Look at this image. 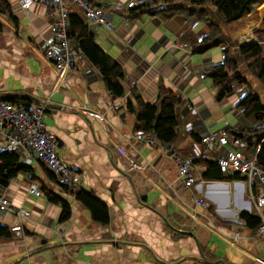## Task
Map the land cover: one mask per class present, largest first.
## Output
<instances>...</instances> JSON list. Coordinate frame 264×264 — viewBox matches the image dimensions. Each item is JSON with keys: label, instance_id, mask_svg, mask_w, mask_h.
<instances>
[{"label": "crops", "instance_id": "1", "mask_svg": "<svg viewBox=\"0 0 264 264\" xmlns=\"http://www.w3.org/2000/svg\"><path fill=\"white\" fill-rule=\"evenodd\" d=\"M8 1L16 22L0 2L5 25L0 34V99L25 94L47 104L45 123L60 141L59 155L80 176L82 188L108 206L110 220L96 221L35 161L31 173L20 172L5 187L16 209H27L30 216H0V226L13 232L0 237V264H262L264 237L241 218L243 213L257 214L254 188L242 176L230 179L234 172L221 170L223 180L208 177L224 149H210L201 141L203 135L224 130L233 136L247 131L253 137L255 130L264 134V121L246 116L238 106L250 93L260 94L264 102V82L249 70V63L240 71L251 87L235 82L232 92L219 100L210 73L224 62L227 45L195 52L181 39L190 34L202 40L210 31L205 22L155 12L160 6L154 0H93L113 8L114 31L90 27L96 42L124 69L126 94L112 95L99 68L82 53L68 74L69 85H62L42 53L55 10L41 3L26 10L20 0ZM130 1L140 7L134 13ZM71 13L82 15L76 4ZM226 30L240 45L261 44L264 56V0ZM162 85L181 98L175 145L182 157H196L192 188L184 185L162 143L151 145L135 135L139 122L128 100L156 103ZM85 106L95 112L93 117L83 112ZM245 153L257 160L259 148L248 144ZM32 183L41 195L29 191ZM45 187L70 203L69 220L61 221L63 209L50 202ZM200 196L207 206L197 204Z\"/></svg>", "mask_w": 264, "mask_h": 264}, {"label": "trees", "instance_id": "2", "mask_svg": "<svg viewBox=\"0 0 264 264\" xmlns=\"http://www.w3.org/2000/svg\"><path fill=\"white\" fill-rule=\"evenodd\" d=\"M0 2L4 6L3 10L8 12L10 19L16 22V17L9 1L0 0ZM157 5L160 8L155 12H164L170 17L175 15L195 17L208 25L210 31L202 40H198L190 34H186L181 38L184 42L189 43L195 52H206L213 46L223 43L227 45L224 62L217 65L210 73L217 87L219 100L232 92L235 82L245 83L251 87L245 74L240 71V67L244 63H249V70L259 80L264 82L263 46L259 43L240 45L226 30L229 24L254 11L258 5V0H154V6ZM139 8V5H137L130 9L134 13ZM4 28L5 25L0 21V34L4 31ZM68 37L73 48L81 52L94 66L99 68L106 87L112 95L115 97L124 96L126 94V89L123 85L126 77L124 69L96 42L90 25L79 14L70 13ZM1 99L21 105L34 102L25 94L6 95ZM135 100L136 103L132 99H129L127 103L129 109L136 114L139 122L137 130H142L146 133L155 132L162 144L169 142L176 144L178 136L177 107L181 103V98L173 90L162 85L159 99L156 103H147L140 97H135ZM135 104L138 106L137 111L135 110ZM238 106L243 109L246 116H255L258 121H264V102L260 94H248L239 102ZM252 132L253 137H248L247 131L245 133H236L234 136L241 137L249 145L258 147L257 162L264 165L263 130ZM257 133L258 135H256ZM0 157L3 159V164H0V179L5 187L20 172H32L33 167L20 164L19 157L16 154L2 153ZM45 169L49 176L56 179L49 169L46 167ZM220 172V167L216 163H212L207 176L220 180L225 179L220 175ZM236 178H241V175L235 173L230 177V179ZM44 194L50 202L61 205L63 209L62 222L72 217V207L64 198L47 187L44 188ZM73 195L90 210L96 221L103 224L109 223L108 206L95 194L85 191L81 186ZM241 218L246 221V224L251 229L257 230L261 223L259 215L254 213H243ZM12 235V229L0 226V237L7 238L12 237Z\"/></svg>", "mask_w": 264, "mask_h": 264}, {"label": "built area", "instance_id": "3", "mask_svg": "<svg viewBox=\"0 0 264 264\" xmlns=\"http://www.w3.org/2000/svg\"><path fill=\"white\" fill-rule=\"evenodd\" d=\"M34 3H41L55 10L56 17L50 35L44 41L42 53L53 64L61 84L68 86V74L76 67L77 58L81 54L73 48L68 37L72 5L76 4L80 7L82 18L90 26L106 27L111 31L115 28L113 8L93 0H20L22 8L26 10H29ZM127 5L135 7L138 3L130 1ZM47 109V104L32 102L21 105L0 99V155L2 153L16 154L20 164L24 166H32L35 161L41 162L55 175L62 187L73 194L82 186L81 178L59 155L57 148L60 141L45 123ZM82 110L90 117L95 115V112L86 106ZM135 135L151 145L161 144L155 132L146 133L138 130ZM201 141L210 149H224V152L216 159V164L223 173H239L254 188L251 195L252 201L257 215L261 218L257 234L264 237V165L245 153L248 148V142L245 139L233 136L225 130L203 135ZM163 145L165 152L177 165L179 177L184 185L192 188L196 184L194 169L196 157H182L172 142ZM0 164H3L1 157ZM4 190L5 186L0 179V216L16 212L23 217H29L30 212L24 208L16 209ZM29 191L38 196L42 194L36 183L30 185ZM196 202L198 205H208L202 196L197 197ZM259 262L264 264V259L260 258Z\"/></svg>", "mask_w": 264, "mask_h": 264}, {"label": "water", "instance_id": "4", "mask_svg": "<svg viewBox=\"0 0 264 264\" xmlns=\"http://www.w3.org/2000/svg\"><path fill=\"white\" fill-rule=\"evenodd\" d=\"M30 97V96H29ZM2 98V97H1ZM31 98V97H30ZM32 99V98H31ZM33 100V99H32ZM35 101V103H37V104H45V103H41V102H39L37 99H34ZM50 107H52V108H59V106H57V105H49Z\"/></svg>", "mask_w": 264, "mask_h": 264}, {"label": "rangeland", "instance_id": "5", "mask_svg": "<svg viewBox=\"0 0 264 264\" xmlns=\"http://www.w3.org/2000/svg\"><path fill=\"white\" fill-rule=\"evenodd\" d=\"M246 152V151H245ZM34 165V164H33ZM35 165H37V164H35Z\"/></svg>", "mask_w": 264, "mask_h": 264}]
</instances>
